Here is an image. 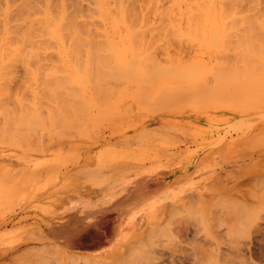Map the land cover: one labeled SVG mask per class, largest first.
<instances>
[{
  "label": "rangeland",
  "instance_id": "rangeland-1",
  "mask_svg": "<svg viewBox=\"0 0 264 264\" xmlns=\"http://www.w3.org/2000/svg\"><path fill=\"white\" fill-rule=\"evenodd\" d=\"M100 1L0 0V264H264V0Z\"/></svg>",
  "mask_w": 264,
  "mask_h": 264
},
{
  "label": "bare ground",
  "instance_id": "bare-ground-1",
  "mask_svg": "<svg viewBox=\"0 0 264 264\" xmlns=\"http://www.w3.org/2000/svg\"><path fill=\"white\" fill-rule=\"evenodd\" d=\"M100 4L102 5V6H104V4H103V0L102 1H100ZM107 7V6H106ZM105 11V10H104ZM0 12H1V10H0ZM41 13V15L42 14H44V20H43V25H44V28L45 27H47V26H49L50 27V32H47V33H50L51 35H53L54 37H55V39H56V41H59V40H62V39H64V35L62 34V33H60V28H59V24H60V20H59V18L57 19V18H55L54 16H52L51 14H50V16L47 14V13H49V11H46L45 10V12H40ZM105 13V20H106V22L107 23H109L111 26V30L112 29H118V28H122V30H124L123 29V27L125 28V27H128V26H123V25H121V26H119L118 27V25H117V23H116V16H114L112 13H110V18H109V16H108V14L106 13V11L104 12ZM220 13L219 12H217V11H211V13H210V15H209V23L210 24H219V20H220ZM5 18H9V17H5ZM4 18V19H5ZM28 18V17H27ZM10 19H8V20H6V21H4L3 22V26H2V28L3 29H7L8 28V26H10L9 25V21ZM30 20H31V18H30ZM11 23H12V21H11ZM221 24V23H220ZM219 24V25H220ZM12 25V24H11ZM211 26V25H210ZM24 28V27H23ZM130 29H131V27H130ZM126 30V29H125ZM134 30V29H133ZM139 30H140V28H139ZM120 32V31H119ZM122 32V31H121ZM131 32H132V30H131ZM136 32V31H135ZM134 33V32H133ZM43 34H45V35H42V37H37V35H35V34H31L30 33V35H29V33L27 34V31H26V35H25V38L26 39H29V40H31V39H47L48 37H46L47 35H50V34H46L45 32L43 33ZM119 34V33H118ZM117 34V35H118ZM184 34V33H183ZM122 35V34H121ZM129 35V34H128ZM138 35V34H137ZM136 35V36H137ZM89 36V35H88ZM131 36V35H130ZM134 35L132 34V36L131 37H133ZM106 37H108V36H105V38ZM122 37V36H121ZM130 37V38H131ZM135 37V36H134ZM133 37V39H135V40H133V43L134 42H136V40H137V37L136 38H134ZM138 37L140 38V36L138 35ZM67 38V37H66ZM74 38H77V36L75 35V37L74 36H70V38H67V40H73ZM78 38H79V36H78ZM119 38H120V36H119ZM81 39H82V37H81ZM108 39V38H107ZM65 40V39H64ZM75 40V39H74ZM78 40V39H77ZM85 40H87V39H85ZM90 40V39H89ZM119 40V39H118ZM123 41V40H122ZM130 43V42H129Z\"/></svg>",
  "mask_w": 264,
  "mask_h": 264
}]
</instances>
